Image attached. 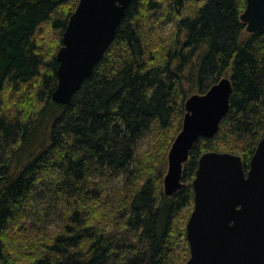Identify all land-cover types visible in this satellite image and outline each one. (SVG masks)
<instances>
[{
    "label": "trees",
    "instance_id": "1",
    "mask_svg": "<svg viewBox=\"0 0 264 264\" xmlns=\"http://www.w3.org/2000/svg\"><path fill=\"white\" fill-rule=\"evenodd\" d=\"M79 1L0 0V264H187L200 156L248 171L264 137V28L246 31V0H133L63 105L57 53ZM223 77L229 111L166 195L186 100Z\"/></svg>",
    "mask_w": 264,
    "mask_h": 264
},
{
    "label": "water",
    "instance_id": "2",
    "mask_svg": "<svg viewBox=\"0 0 264 264\" xmlns=\"http://www.w3.org/2000/svg\"><path fill=\"white\" fill-rule=\"evenodd\" d=\"M133 0H80L57 53L58 85L52 98L67 105L114 41ZM246 31L264 28V0H246ZM233 82L223 77L185 103L183 126L169 154L164 192L185 184L184 164L201 137H213L230 108ZM194 209L187 222L191 255L187 264H264V137L245 170L242 156L207 151L193 180Z\"/></svg>",
    "mask_w": 264,
    "mask_h": 264
},
{
    "label": "rangeland",
    "instance_id": "3",
    "mask_svg": "<svg viewBox=\"0 0 264 264\" xmlns=\"http://www.w3.org/2000/svg\"><path fill=\"white\" fill-rule=\"evenodd\" d=\"M170 26H171V24H169V26H166L167 29H170ZM5 95H6V97L9 96L7 93H5ZM19 96H20V94H17V95H16V100L19 98ZM7 107H8V105L6 104V108H7ZM52 227H54V225H53Z\"/></svg>",
    "mask_w": 264,
    "mask_h": 264
},
{
    "label": "bare ground",
    "instance_id": "4",
    "mask_svg": "<svg viewBox=\"0 0 264 264\" xmlns=\"http://www.w3.org/2000/svg\"><path fill=\"white\" fill-rule=\"evenodd\" d=\"M66 31V30H65ZM65 33V32H64ZM214 85V84H213ZM57 88V87H56ZM56 90V89H55ZM54 93V92H53ZM53 95V94H52Z\"/></svg>",
    "mask_w": 264,
    "mask_h": 264
}]
</instances>
